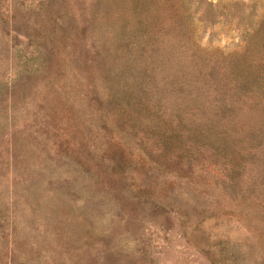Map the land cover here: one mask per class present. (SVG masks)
Segmentation results:
<instances>
[{"label":"rangeland","instance_id":"obj_1","mask_svg":"<svg viewBox=\"0 0 264 264\" xmlns=\"http://www.w3.org/2000/svg\"><path fill=\"white\" fill-rule=\"evenodd\" d=\"M207 1L226 10L254 2L255 17L264 15V0ZM171 6L182 12L185 43L196 54L242 50L233 23L201 20V0ZM93 10L99 23L93 33L86 25L84 46L114 49L130 40L129 26L115 33L127 22V0H0V264H264V244L257 243L264 237V163L256 154L230 183L216 161L207 170L194 166L190 178L166 168L177 192L156 201L168 208L131 196L140 183L134 171H125L120 196L118 187L96 181L106 135L83 94V77L65 56L54 72L35 69L37 40L52 39L51 28L61 23L66 34L85 25ZM94 84L105 96L104 80ZM191 186L207 189L200 195L186 190Z\"/></svg>","mask_w":264,"mask_h":264},{"label":"trees","instance_id":"obj_2","mask_svg":"<svg viewBox=\"0 0 264 264\" xmlns=\"http://www.w3.org/2000/svg\"><path fill=\"white\" fill-rule=\"evenodd\" d=\"M127 1V22L118 24L115 33L124 34L129 26L130 40H118L114 49L82 44L86 25L93 33L92 24L99 23L94 10L85 25L72 26L66 34L60 21L51 28L52 39L37 40L35 69L54 72L65 56L83 77V94L98 112L106 143L104 167L94 168L96 181L118 187L115 193L120 196L125 171H134L140 183L131 196L153 208H168L156 199L177 192L174 181L165 176L171 169L175 177L190 178L194 166L206 169L216 161L225 165L224 181L230 183L253 154L264 163V15L255 17V3L226 10L201 0L207 6L201 20L229 21L245 40L239 53L214 57L196 54L185 43L182 12L171 6L172 0L161 6L157 0L155 5L154 0ZM99 77L107 86L103 97L94 84ZM70 150L76 159L80 156ZM80 161L89 164L86 157ZM191 188L186 190L200 195L207 189ZM257 243L263 245L264 237Z\"/></svg>","mask_w":264,"mask_h":264}]
</instances>
